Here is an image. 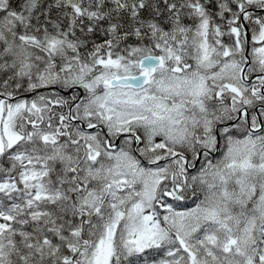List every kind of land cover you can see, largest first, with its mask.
Masks as SVG:
<instances>
[{
	"label": "snow or ice",
	"instance_id": "6c2138e0",
	"mask_svg": "<svg viewBox=\"0 0 264 264\" xmlns=\"http://www.w3.org/2000/svg\"><path fill=\"white\" fill-rule=\"evenodd\" d=\"M0 264H264V0H0Z\"/></svg>",
	"mask_w": 264,
	"mask_h": 264
}]
</instances>
